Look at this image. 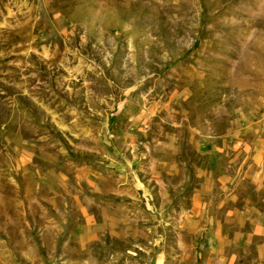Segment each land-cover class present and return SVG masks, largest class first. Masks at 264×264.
Returning a JSON list of instances; mask_svg holds the SVG:
<instances>
[{
  "label": "rangeland",
  "instance_id": "1",
  "mask_svg": "<svg viewBox=\"0 0 264 264\" xmlns=\"http://www.w3.org/2000/svg\"><path fill=\"white\" fill-rule=\"evenodd\" d=\"M0 264H264V0H0Z\"/></svg>",
  "mask_w": 264,
  "mask_h": 264
}]
</instances>
